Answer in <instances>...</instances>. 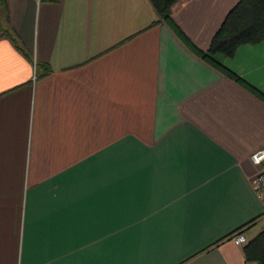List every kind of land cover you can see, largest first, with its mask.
<instances>
[{
  "label": "crops",
  "instance_id": "1",
  "mask_svg": "<svg viewBox=\"0 0 264 264\" xmlns=\"http://www.w3.org/2000/svg\"><path fill=\"white\" fill-rule=\"evenodd\" d=\"M240 0H181L208 51ZM225 66L264 95V43ZM264 100L150 0H0V264H256Z\"/></svg>",
  "mask_w": 264,
  "mask_h": 264
},
{
  "label": "trees",
  "instance_id": "2",
  "mask_svg": "<svg viewBox=\"0 0 264 264\" xmlns=\"http://www.w3.org/2000/svg\"><path fill=\"white\" fill-rule=\"evenodd\" d=\"M160 17L190 49L209 65L224 73L236 82L247 85L252 92L264 95L228 69L224 60L235 56L242 45H259L264 43V0H240L228 13L225 21L215 35L210 49L206 52L192 44L171 19L173 7L181 0H150ZM246 260L250 263L264 264V228L263 231L245 246Z\"/></svg>",
  "mask_w": 264,
  "mask_h": 264
},
{
  "label": "built area",
  "instance_id": "3",
  "mask_svg": "<svg viewBox=\"0 0 264 264\" xmlns=\"http://www.w3.org/2000/svg\"><path fill=\"white\" fill-rule=\"evenodd\" d=\"M1 1L5 2L6 0ZM250 159L251 162L259 168V171L255 178L254 186L259 198L263 200L264 203V146L263 148L252 154ZM232 240L237 246H245L249 242L248 237L241 231L237 232L233 236Z\"/></svg>",
  "mask_w": 264,
  "mask_h": 264
},
{
  "label": "rangeland",
  "instance_id": "4",
  "mask_svg": "<svg viewBox=\"0 0 264 264\" xmlns=\"http://www.w3.org/2000/svg\"><path fill=\"white\" fill-rule=\"evenodd\" d=\"M242 233H243V232H242ZM243 234H244V233H243ZM248 240H249V239H248ZM249 242H250V241H249ZM249 242H248V243H249Z\"/></svg>",
  "mask_w": 264,
  "mask_h": 264
}]
</instances>
